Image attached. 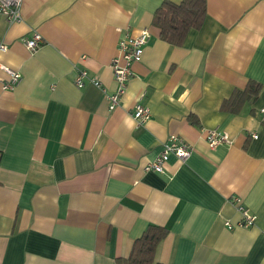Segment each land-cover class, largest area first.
Listing matches in <instances>:
<instances>
[{"label":"crops","instance_id":"1","mask_svg":"<svg viewBox=\"0 0 264 264\" xmlns=\"http://www.w3.org/2000/svg\"><path fill=\"white\" fill-rule=\"evenodd\" d=\"M161 2L21 0L20 20L0 15V64L22 75L3 89L0 66V264H119L148 224L167 229L156 263L264 264V0H206L179 46L153 23ZM141 29L150 40L110 109L118 40ZM33 32L43 42L30 50L21 39ZM249 79L262 84L257 100L220 110ZM140 97L144 124L131 114ZM209 128L232 142L210 147ZM170 135L190 156L145 171ZM232 196L253 225H237Z\"/></svg>","mask_w":264,"mask_h":264},{"label":"built area","instance_id":"2","mask_svg":"<svg viewBox=\"0 0 264 264\" xmlns=\"http://www.w3.org/2000/svg\"><path fill=\"white\" fill-rule=\"evenodd\" d=\"M21 0H0V15L4 16L8 21H18L21 19L20 15ZM22 42L30 50L38 48L43 40L38 32H33L29 36L22 37ZM150 40V33L147 29H141L136 34H125L118 40V53L110 61V66L113 73L115 86L113 90L108 91L107 98L109 108H114L120 104L123 96L128 87V81L133 74L132 65L141 59L143 49ZM7 45L0 43V50L7 49ZM1 67L7 72L8 78L3 80L1 85L3 89H12L21 80V73L8 66ZM87 74L85 70H79L74 81L78 87L86 84ZM93 84L100 85L97 79H89ZM260 114L264 118V107L260 108ZM132 117L138 124H144L151 117V110L148 105L142 102L141 97L138 98L131 112ZM204 130V129H203ZM252 133V137H256ZM204 139L210 147H215L219 144H230L232 139L229 134L218 128H209L204 130ZM192 152V146L183 137L179 135H170L163 143L159 153L151 161L147 162L144 166L145 171L153 170L157 172L164 171V166L168 158L173 155L180 161H185ZM232 201L240 212V219L237 225L248 227L253 225L256 216L248 209L243 203L240 196H232ZM225 225L232 228L234 224L226 220Z\"/></svg>","mask_w":264,"mask_h":264},{"label":"trees","instance_id":"3","mask_svg":"<svg viewBox=\"0 0 264 264\" xmlns=\"http://www.w3.org/2000/svg\"><path fill=\"white\" fill-rule=\"evenodd\" d=\"M206 16V0H162L153 14V23L159 27L160 37L173 45H181L191 29L202 27ZM262 84L256 80H247L241 89L234 88L225 98L220 110L238 113L246 103L257 100ZM196 123L193 116H189ZM167 229L163 226L148 224L142 234L132 244L127 257L116 258L119 264H160L154 260L158 243L166 236Z\"/></svg>","mask_w":264,"mask_h":264}]
</instances>
